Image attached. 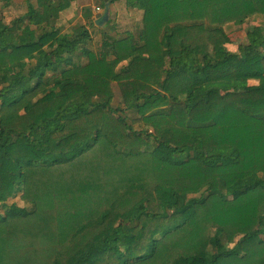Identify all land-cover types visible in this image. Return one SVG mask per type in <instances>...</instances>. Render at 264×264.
<instances>
[{"label": "trees", "instance_id": "16d2710c", "mask_svg": "<svg viewBox=\"0 0 264 264\" xmlns=\"http://www.w3.org/2000/svg\"><path fill=\"white\" fill-rule=\"evenodd\" d=\"M1 1L0 264H264V0H125L101 58Z\"/></svg>", "mask_w": 264, "mask_h": 264}, {"label": "crops", "instance_id": "0c3cea01", "mask_svg": "<svg viewBox=\"0 0 264 264\" xmlns=\"http://www.w3.org/2000/svg\"><path fill=\"white\" fill-rule=\"evenodd\" d=\"M53 1L58 6H60L61 14H60L59 27L65 28V31L64 29H61L63 33L66 32L69 33V28L74 27L76 25L87 24L90 26V33L93 36H96V34L100 36L101 35L100 32L104 31V29L106 28L108 29V27L111 25V22L117 21V24H119L120 23L119 19L123 17V15L129 16V12L132 13L133 17L134 16L136 17V18L132 17V19L130 20L131 22L134 21L136 22L135 26L138 25L142 20L141 18L142 13L139 10H137L136 6L127 3L125 0H118L115 2L113 0H53ZM21 2L22 1L15 2L14 0H12L11 7H14L15 4L18 5ZM22 5L24 4L21 3L19 6L21 7V9H22ZM86 12L91 13V18L87 21L84 20V14ZM124 12H128V13L124 14ZM133 12H135V14ZM20 13H24V11H21ZM104 13H105L104 16L98 18L99 15H103ZM138 17H140V19H138ZM113 25H111L110 27H112ZM132 30L133 29L127 30V32H131ZM127 32L125 31L124 33H126L127 35L129 34ZM90 48L92 49V47Z\"/></svg>", "mask_w": 264, "mask_h": 264}, {"label": "rangeland", "instance_id": "374dc122", "mask_svg": "<svg viewBox=\"0 0 264 264\" xmlns=\"http://www.w3.org/2000/svg\"><path fill=\"white\" fill-rule=\"evenodd\" d=\"M14 1L15 2L22 1L21 3H23V0H14ZM20 4H18V5L15 4L14 7H11V8H9L3 12V17L5 18V20L7 19L6 21L10 20L11 18L18 15L21 11L25 10L24 5H22V9H21V7H19ZM2 5H3V2L0 0V7ZM127 13L128 12H124V14H127ZM133 13L135 14V12H133ZM132 17H133L132 13L129 12V16L123 15V17H121L119 19V22H120L119 24H117V21H115V22H111V25L116 24L117 29L115 31L118 34H120V36H122L123 34H125L124 33L125 31L127 32V30L134 28L136 22L130 21L132 19ZM133 18H136V17L134 16ZM138 19H140V17H138ZM109 27H108V29L106 28L104 30L109 32V33H113L114 27H110V28ZM61 29H64V31H65V28H61ZM263 29H264V17H257V18L251 19L247 24H245L244 26H242L240 28H236L234 26L228 27L227 33L230 36H232V39L234 42L233 46H237L239 44L238 42L245 39V36L247 33H249V32L257 33V32L263 31ZM66 33H68V32H66ZM97 36H98V34H96V36H94V39H93L90 47H92V50L96 53V55L101 58V57L106 55V50H107V48H109L110 42H109V39L106 38L102 34L98 37ZM79 64H80V62L78 60L75 63V66H78ZM59 80H60V75L58 73H53V74L51 73L48 76L47 83H48V85L51 86V85L55 84L56 82H58ZM242 85L247 86V83L242 82ZM42 135L44 136L43 132H42Z\"/></svg>", "mask_w": 264, "mask_h": 264}, {"label": "water", "instance_id": "95a60500", "mask_svg": "<svg viewBox=\"0 0 264 264\" xmlns=\"http://www.w3.org/2000/svg\"><path fill=\"white\" fill-rule=\"evenodd\" d=\"M104 15H105V13H104L103 15H99L98 18H101V17L104 16ZM107 19H108V18H107Z\"/></svg>", "mask_w": 264, "mask_h": 264}]
</instances>
